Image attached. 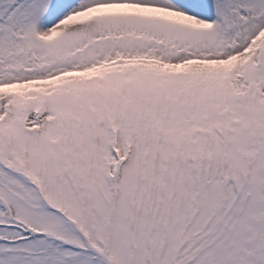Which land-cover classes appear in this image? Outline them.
<instances>
[{
  "label": "snow or ice",
  "instance_id": "6c2138e0",
  "mask_svg": "<svg viewBox=\"0 0 264 264\" xmlns=\"http://www.w3.org/2000/svg\"><path fill=\"white\" fill-rule=\"evenodd\" d=\"M0 264H264V0H0Z\"/></svg>",
  "mask_w": 264,
  "mask_h": 264
}]
</instances>
